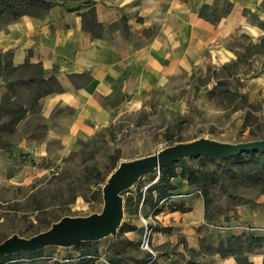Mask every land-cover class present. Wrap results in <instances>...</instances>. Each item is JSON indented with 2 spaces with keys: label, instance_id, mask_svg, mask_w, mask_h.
<instances>
[{
  "label": "rangeland",
  "instance_id": "374dc122",
  "mask_svg": "<svg viewBox=\"0 0 264 264\" xmlns=\"http://www.w3.org/2000/svg\"><path fill=\"white\" fill-rule=\"evenodd\" d=\"M228 10L229 5L221 0L214 9L205 10L204 16L216 23ZM246 17L258 28L255 33L237 29L221 38L193 66L152 91L141 108L119 114L93 139L81 144L78 151L58 162L46 158L37 160L16 173L1 156L0 241L13 234L28 238L44 232L62 216L86 217L99 213L102 199L92 191L102 184L95 188L90 185L94 179L93 172L89 174L93 166L106 181L118 162L152 155L177 143L204 137L235 144L264 137V22L253 16ZM9 19L0 20V25ZM223 65L231 66L222 68ZM20 71L10 68L6 78L21 76ZM37 93L27 83L8 86L0 100V150L15 147L24 140L30 144L43 140L44 123ZM182 165L216 172L218 183L210 191L212 205L209 207V212L216 217L213 222L247 225L230 219L229 214L239 206L263 204L264 194L259 190L231 181L229 162H204L199 166L196 160H187L177 170ZM158 176L155 172L143 177L122 193V224L135 226L136 230H118L115 239L97 241L99 258L95 264H106L109 259L120 264H144L149 258L155 264H183L188 257L207 264L216 260L217 254L210 252L207 242L197 238L202 232H217L203 226L207 220L203 217L201 198L187 199L185 204L195 205L185 213L172 209L150 217L145 209L141 216L136 214L138 194L156 183ZM171 183L179 192L195 188L180 178L172 179ZM73 198L72 204H66ZM239 200L246 203L236 205ZM39 203L44 209L33 211ZM185 204L174 203L175 208L189 210ZM150 228L161 231H149ZM166 228L170 231H164ZM145 243L147 248L143 246ZM41 254L52 260L39 259L26 264H70L68 258L75 264L78 258L72 249L47 248Z\"/></svg>",
  "mask_w": 264,
  "mask_h": 264
},
{
  "label": "crops",
  "instance_id": "0c3cea01",
  "mask_svg": "<svg viewBox=\"0 0 264 264\" xmlns=\"http://www.w3.org/2000/svg\"><path fill=\"white\" fill-rule=\"evenodd\" d=\"M225 1L229 10L216 23L200 13L221 0H44L1 24L0 100L12 84L36 89L44 137L0 150V158L15 173L40 159L60 161L119 114L141 108L152 91L221 38L237 29L255 33L246 15L264 22V0ZM10 68L23 73L8 79ZM261 202L237 207L230 219L264 227ZM186 204L194 209L195 203ZM225 236L202 232L197 238L216 246ZM216 257L213 264H235L231 257ZM263 258L264 244L249 254L254 264Z\"/></svg>",
  "mask_w": 264,
  "mask_h": 264
},
{
  "label": "trees",
  "instance_id": "16d2710c",
  "mask_svg": "<svg viewBox=\"0 0 264 264\" xmlns=\"http://www.w3.org/2000/svg\"><path fill=\"white\" fill-rule=\"evenodd\" d=\"M38 4H45V2L44 0H0V20L6 17L14 20L18 19L20 16L30 13L31 10H33ZM205 10H209V8L206 6L203 7L200 14L203 18L207 19V17L204 16ZM234 64L237 65V63ZM231 65H223L222 68H227ZM260 139H264V137ZM115 159L116 161H118V157H115ZM187 160H196L199 166H202L204 162H208L209 164L229 162L231 167L228 169V174L233 183L241 185L243 187L257 189L260 191V193L264 194V151H248L233 157L224 158L220 161L200 157H191L175 163H170L159 169L158 181L138 194V209L136 214H138L140 206L141 212L146 209V211H148V213L153 217L158 216L164 210L172 211L173 209V211H180L182 213H185L189 210L175 208L174 203L185 204V201H187V199H191L188 195L196 190H199L202 194L203 199L204 219H206L209 223H217L213 222L215 221L214 219L216 217L209 212V207L212 205V197L210 191L218 183L217 174L215 171H204L203 169L193 168L186 165L180 166V170H177L178 165ZM31 164H33V162H31ZM115 168L116 167L114 166L112 169L114 170ZM92 172L94 175V179L90 182V185L94 188L99 184H102L103 186V184L105 183V179L100 176L99 171L95 166L91 168L89 174H92ZM154 174L155 172L151 175ZM176 178L184 180L189 186H194L195 188L186 192L177 191V187L171 183V180ZM101 188H99L98 190H93L92 194L98 195V197L101 196ZM30 197H32V195ZM73 202L74 198L69 202H66V204H72ZM244 203H246L245 200H239L236 205ZM42 209H44V206L39 203L37 206H35V208H33V211H40ZM148 213L146 214V217H148ZM134 230H136L135 226L129 224H122L119 228V232H132ZM152 230H155V232L161 231L158 228H152ZM164 231L168 232L170 231V229L166 228ZM222 234H226V236L223 240H220L216 246H206L212 254H217L221 258L231 257L234 259L235 264H254L249 259V254L252 253L255 249L263 246L264 235L257 233L238 234L233 232H224ZM4 239H2L0 242H2ZM110 247H114V244H111ZM44 249L36 252L19 253L12 256L2 257L0 258V264H26L32 263L33 261H37L39 259L44 260V262L52 260V258H50L49 256H44L41 254ZM68 249H72L73 251L78 253V258H76L77 262L75 264H95L96 260L99 258V250L96 247V242H83ZM191 252L193 253L194 251L192 250ZM71 259L72 258H68L67 263L71 264ZM150 262L151 264H155L154 260L150 258L148 260H144L143 263L149 264ZM106 264L120 263L118 260L109 259ZM183 264L207 263L200 262L194 257H188L187 259H185ZM262 264H264V258Z\"/></svg>",
  "mask_w": 264,
  "mask_h": 264
},
{
  "label": "water",
  "instance_id": "95a60500",
  "mask_svg": "<svg viewBox=\"0 0 264 264\" xmlns=\"http://www.w3.org/2000/svg\"><path fill=\"white\" fill-rule=\"evenodd\" d=\"M259 150L264 151V139L233 144L201 137L166 147L152 155L120 161L101 188L102 209L99 213L86 217H61L46 231L28 238L13 234L0 242V258L47 247L68 249L83 242H97L108 237L115 239L123 220L122 193L141 178L158 172L170 163L191 157L220 161Z\"/></svg>",
  "mask_w": 264,
  "mask_h": 264
},
{
  "label": "built area",
  "instance_id": "2783aa9c",
  "mask_svg": "<svg viewBox=\"0 0 264 264\" xmlns=\"http://www.w3.org/2000/svg\"><path fill=\"white\" fill-rule=\"evenodd\" d=\"M189 198L196 197L202 199V194L199 190L194 191L193 193L188 195ZM203 200V199H202ZM138 215L141 216V206L138 210ZM152 217V215H149ZM203 226L207 228H211L216 230L217 232H233V233H257L264 235V227H258V226H252V225H241V224H219V223H209L206 221H203ZM152 228L149 229L151 231ZM147 233V232H146ZM144 248H147V244H143Z\"/></svg>",
  "mask_w": 264,
  "mask_h": 264
}]
</instances>
